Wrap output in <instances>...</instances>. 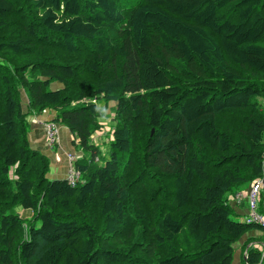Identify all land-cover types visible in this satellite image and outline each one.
<instances>
[{
	"label": "trees",
	"instance_id": "obj_1",
	"mask_svg": "<svg viewBox=\"0 0 264 264\" xmlns=\"http://www.w3.org/2000/svg\"><path fill=\"white\" fill-rule=\"evenodd\" d=\"M46 109L75 183L30 144ZM261 178L264 0H0V264H233L264 226L228 195Z\"/></svg>",
	"mask_w": 264,
	"mask_h": 264
},
{
	"label": "rangeland",
	"instance_id": "obj_2",
	"mask_svg": "<svg viewBox=\"0 0 264 264\" xmlns=\"http://www.w3.org/2000/svg\"><path fill=\"white\" fill-rule=\"evenodd\" d=\"M52 86L54 87L55 85L53 84ZM99 103H100V105L102 104L101 101H99ZM106 107H107V109L105 111V115L100 119V121L102 123L101 129L92 134V135H94V137L91 136V141L94 144L99 146V148L101 150L100 152H101L102 157H107V154L109 151V142L112 138L114 102H109L106 105ZM51 112L54 115L53 111H50L49 109L44 110L38 116V118H39L38 123L44 128L45 147L51 151V154L49 151L46 152L47 155H49V157L51 158L50 170H49V173L47 176L49 178H54V177H62V176H53L54 171H52V170L56 169V168H53L54 167V163H53L54 161L57 164H59L61 161L66 162L65 176H67L69 174V170L72 168V165L75 162V160L81 157L82 151L77 150L76 147L73 146V144H72L73 140L70 141V143L68 142L66 145L65 144L62 145L60 128L65 127V126L54 123L52 121L53 117L49 115V114H51ZM48 123H53L57 127V133H56L57 141L54 145H50L48 142L47 130H46L47 125H49ZM30 128H31V123H30ZM70 140H71V138H70ZM59 149L61 150L62 154L59 153L60 152ZM74 151L78 152V154H76ZM70 155L73 156V159L69 158ZM239 192L240 191H236L234 194L228 195V198L230 200L232 198H234L236 200V202H238V200L235 198V195ZM246 204H247V202H246ZM18 211L22 216H27L31 212L30 210H25V209H21V208H18ZM239 218L242 219L241 217H239ZM232 219H236V217L233 216ZM237 257H238V253L234 251L233 264L235 263V259Z\"/></svg>",
	"mask_w": 264,
	"mask_h": 264
},
{
	"label": "crops",
	"instance_id": "obj_3",
	"mask_svg": "<svg viewBox=\"0 0 264 264\" xmlns=\"http://www.w3.org/2000/svg\"><path fill=\"white\" fill-rule=\"evenodd\" d=\"M50 116L54 117V115L52 114H49ZM38 116L39 115H35V116H31L29 118L30 120V123H31V128H30V133H29V141H30V144L33 148H36L38 150H42L44 153L46 152H50L51 154V151L48 150L46 147H45V137H44V128L38 123ZM60 132H61V143L62 145L63 144H67L68 142L70 143V141L73 140V136L72 134L70 133V131L66 128V127H62L60 128ZM96 135V134H95ZM92 137H94V135H92ZM71 138V140H70ZM59 153H61V150L59 149ZM76 154H78V152L74 151ZM47 154V153H46ZM54 163V167L53 168H56L52 171L53 172V176H62V177H66L65 176V171H66V162L65 161H61L59 164H57L55 161L53 162ZM250 187H251V184L246 187V188H242L238 191H240L243 195V198L242 200L239 202H236V200L234 198H232L231 200L229 199V203L235 207V210L238 214H241L243 216V218L247 215V212H248V208H247V200H246V196L250 190ZM249 237H254V240L255 241H251L248 246H250L251 244L253 243H256V242H261V243H264L262 242L263 239H261V235H260V232H250L248 233L246 236H244L242 238V240L239 242V244H237L236 246V252L238 253V257L235 259V263L234 264H240L241 263V257L242 255L244 254L245 256V253H246V249L247 247L245 248V250L243 251V253H241V245L244 243V241L249 238Z\"/></svg>",
	"mask_w": 264,
	"mask_h": 264
},
{
	"label": "built area",
	"instance_id": "obj_4",
	"mask_svg": "<svg viewBox=\"0 0 264 264\" xmlns=\"http://www.w3.org/2000/svg\"><path fill=\"white\" fill-rule=\"evenodd\" d=\"M48 124L49 125H47L46 128L48 142L50 145H54L57 141L56 138L57 127L53 123H48ZM69 158L73 159V156L70 155ZM66 178L70 183H75L79 179V172L73 167V165L72 168L69 170V174L66 176ZM263 184L264 182L262 178L255 181L253 184H251L250 190L246 196L248 212L247 215L245 216V221L247 223L255 222L264 226V216H262L257 211L258 199ZM235 198L240 202L243 198L242 193L241 192L237 193L235 195ZM260 245H261V260H262V258H264V243H261Z\"/></svg>",
	"mask_w": 264,
	"mask_h": 264
}]
</instances>
